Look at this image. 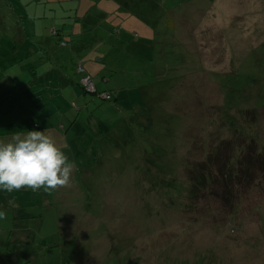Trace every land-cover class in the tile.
<instances>
[{
  "label": "rangeland",
  "instance_id": "1",
  "mask_svg": "<svg viewBox=\"0 0 264 264\" xmlns=\"http://www.w3.org/2000/svg\"><path fill=\"white\" fill-rule=\"evenodd\" d=\"M55 2L22 18L24 2L4 1L2 41L14 49L23 38L26 48L32 36L17 28L39 29L35 61L45 62L38 73L27 63L19 113H46L58 135L33 130L46 131L76 170L70 187L50 193L0 191V264H64L63 249L73 253L66 264H264V0H136L131 13L152 28L144 33L118 19L130 15L125 6L109 11L108 33L75 15L65 21V3ZM56 24L63 39L75 36L81 55H71L112 100L86 93L71 63L50 60L59 54L49 48ZM56 67L67 82L50 74ZM207 163L217 183L196 185L207 189L196 195L185 173Z\"/></svg>",
  "mask_w": 264,
  "mask_h": 264
},
{
  "label": "crops",
  "instance_id": "2",
  "mask_svg": "<svg viewBox=\"0 0 264 264\" xmlns=\"http://www.w3.org/2000/svg\"><path fill=\"white\" fill-rule=\"evenodd\" d=\"M4 1L6 2V0H0V5L1 4H5ZM20 2H24L22 3V7L21 8V12L16 13V15L21 14L22 18H30L32 13H31V7L34 8L33 11V15L37 16V15H42V14H48V11H52L53 9H56L54 7L51 6H55L58 5V2H55V0H41V2H39V0H19ZM63 3L60 9L61 11L58 12L60 13V17L64 18L65 21L66 19H71L72 15H75V18H77V21L81 22L82 25L87 24L88 27L87 28H92L93 30H98L103 27L107 30H105L106 32H111L109 29L110 27L112 28L113 26L110 24V20H111V15L110 12H114V10L116 11V13L119 12V5L125 6V10H129L131 11L132 9V3L131 0H120V4L115 3L113 0H100L99 2H89L91 0H87L86 5L84 4L85 0H61ZM139 1V0H138ZM231 0H215V3H219V2H229ZM128 5H127V4ZM51 7V8H49ZM106 8V9H105ZM98 9L99 12H97V14L99 13V17L97 16V14L95 15L94 12L95 10ZM135 9V7H134ZM110 11V12H109ZM236 11V10H234ZM85 13L86 16H88L87 18H85L82 13ZM241 11H238V13H240ZM254 10L252 11L251 14H249L250 16L253 15ZM54 14L55 16H57V14ZM101 13V14H100ZM128 13H130L128 11ZM53 15V16H54ZM124 15V17L122 16H118V19H123L124 20H129V22H131L132 24H135V27L140 30L141 32H146V31H151V28L148 27L146 29L145 26H143L142 24L144 23L143 21H146L145 19L142 18V20L140 18H136V19H132L131 16H127L126 13L121 14ZM162 15V14H161ZM160 15V16H161ZM159 16V14H158ZM3 17L4 14L0 15V141L5 142L6 140L9 142L11 140V137L16 134L17 132H22V133H26L27 131H32L34 128L37 129H48V130H52V134L53 135H58L59 133V129H57V127L55 125H52V123H49V121L46 118V113L42 112H37V114H34L32 116H30V113L27 111L25 114L22 115V117H16V112L14 110V106H13V102L12 100L14 98H12V94L8 93V89L10 88L11 84L14 82L16 85H18L17 87V92L20 95V98H22V96L27 95V93H25V91L22 88V84H26L28 78L27 75L25 73H23L22 71L17 72L14 69H12L10 67V65H14L16 63H18L21 59H24L26 55H29V52L31 53V55H33L32 59L28 60V64H31L33 62V66L36 69V71L34 73H38L39 71H37V69L39 68L40 63L42 65H44L43 59L40 61V63H36V57L40 56V50L38 45L36 44L37 42L40 41L39 37H34V35L38 36L40 34V31H38L39 29L37 28H33V27H28L25 26L24 28L19 27L17 28V32H19L17 35L18 36H32L31 37V42L29 41L26 45V48L24 46V39L20 38V43L19 45L14 48L11 49L8 44L7 41H4L6 44H3L2 39L3 38H7L8 36V32L7 30H9L8 26H6L3 22ZM102 18H105V22L102 21ZM76 21V22H77ZM87 21H89V23H87ZM125 22V21H124ZM123 22V24H124ZM143 22V23H142ZM55 27L56 30H58V34H53V31L50 34L49 37V48L55 52V51H59L57 54L53 57H50L51 61H55V59H57L58 61H60L61 63H71L73 66L76 67L77 73H80V71H78V67H79V62L82 61V59L80 58L79 61L76 60L72 55H71V51H75L77 53L76 58L80 57L81 53L79 52V45L76 44V39H74V37L71 39L70 41L68 39H63L61 37V32L65 31L64 28L61 26H59L58 24H56ZM60 27V28H59ZM48 28V26L46 25L45 27H43V29ZM114 28H116L115 32H117V34H120L122 32L119 31L118 26H114ZM54 28H52L53 30ZM43 31H47L43 30ZM49 34V31H47ZM56 36V38H55ZM55 40V41H54ZM62 41H66V45L62 44ZM105 41V40H103ZM61 42V43H60ZM57 43V44H56ZM71 45L70 48H68ZM96 46V45H95ZM90 49L91 45L88 46ZM87 49V50H88ZM66 50V51H65ZM22 52V53H21ZM29 55V56H31ZM11 62V64L7 65V61ZM31 60V61H30ZM30 62V63H29ZM84 62V61H83ZM27 65L26 61H23L22 64ZM28 68V67H26ZM50 74H54L55 77H61L65 82H67V77L65 76V73H61L60 68L56 69H49ZM27 73V71H26ZM17 76V77H16ZM65 76V77H64ZM37 79V78H36ZM60 80V79H59ZM21 86V88H20ZM61 86V84H60ZM74 88V87H73ZM10 92V91H9ZM18 109V108H17ZM19 120H16V119ZM17 122V126L15 127L14 124ZM33 122V125H32ZM62 125L64 126L63 122ZM51 128H56V129H51ZM65 128V127H64ZM66 129V128H65ZM47 130V131H48ZM56 131V132H55ZM62 137V136H61ZM60 138V136H58V139ZM63 140V138H62ZM7 143V142H5ZM17 196H18V192H17ZM19 197V196H18ZM1 204H3L1 202ZM30 203L28 202H23L20 200H16V207L23 206L26 207L28 206Z\"/></svg>",
  "mask_w": 264,
  "mask_h": 264
},
{
  "label": "clouds",
  "instance_id": "3",
  "mask_svg": "<svg viewBox=\"0 0 264 264\" xmlns=\"http://www.w3.org/2000/svg\"><path fill=\"white\" fill-rule=\"evenodd\" d=\"M75 170V163L46 131L17 132L9 142L0 141V191L43 188L50 193L70 187ZM8 203L14 204V198ZM5 218L6 212L0 211V220Z\"/></svg>",
  "mask_w": 264,
  "mask_h": 264
},
{
  "label": "trees",
  "instance_id": "4",
  "mask_svg": "<svg viewBox=\"0 0 264 264\" xmlns=\"http://www.w3.org/2000/svg\"><path fill=\"white\" fill-rule=\"evenodd\" d=\"M136 0H131V2L130 3H134ZM127 4V3H126ZM128 5V4H127ZM135 10H138V7H135ZM130 13V16H131V18L132 19H136V18H138V16L139 15H141L142 13L138 10V12H140L141 14H139V13H131V11H130V9L128 10ZM135 14H136V16H135ZM127 15V14H126ZM127 16H129V15H127ZM143 16V15H142ZM162 16V15H161ZM123 17V16H122ZM122 17H121V19H122ZM125 18V17H124ZM123 18V19H124ZM125 21V20H124ZM123 21V22H124ZM171 23H174L175 22V19H171V21H170ZM151 24L154 26L155 25V22H151ZM150 27V26H149ZM151 28V27H150ZM119 29V31L121 30V28H118ZM152 29V28H151ZM53 34H58V30H56L55 29V27H54V29H53ZM176 40H178L179 41V36L178 35H176ZM61 43V42H60ZM66 41H62V44L63 45H66ZM168 44V43H167ZM174 45H175V43H174ZM145 46V45H144ZM26 57H31V56H29V55H25ZM24 61V59H21L18 63H16V64H12L11 65V68H13L15 71H17V72H23V73H25L26 75H27V73H26V71L28 72V68H26L27 67V65H25V63H24V65L22 64V62ZM31 61V60H30ZM26 63H28V61H26ZM30 63V62H29ZM11 64V63H10ZM78 71H80V73H81V76H82V79L80 80V82L78 83V85L80 86V87H82V88H84V91L86 92V93H93V94H96L99 98H101V99H106V100H112L113 98H112V96H113V94L110 92V90H108V89H103V91H101V90H99V87H97V82H96V79L94 78V76L92 75V74H90L89 73V70H88V68H87V66H86V64H84V62H83V60L81 61V62H79V67H78ZM17 77V76H16ZM87 78H91L92 80H93V85H94V89H92V90H89L87 87H86V85H85V80L87 79ZM32 80V79H31ZM22 86V88L25 86V85H21ZM21 86H20V88H21ZM29 86V85H28ZM17 87H18V85H16L14 82L11 84V86H10V88L7 90L8 91V93H16V98H15V102L12 100V102H13V106H14V110H15V112H16V117L18 118V117H22V115L23 114H25L27 111L28 112H30L29 110H28V107H27V109H26V112L24 113V111L22 110V113L20 114L19 112H21L19 109H17L18 108V105L21 103V101H22V99L24 98V96H22V98H20V95H19V93L16 91L17 90ZM10 91V92H9ZM25 93H26V91H25ZM30 101H32V100H30V99H27L25 102H30ZM16 119V118H15ZM16 120H19V119H16ZM214 158L217 160V158L216 157H213V156H211L210 157V161H212V162H214ZM186 165H188V164H186ZM206 165H208V166H210V168H209V170H208V168L206 169V166L204 167V168H201V172L199 173V174H196V175H194L195 173H197V172H193L192 171V175H190V174H187V173H185V176L187 177V178H189L188 179V183H189V191L191 192H193V189H195L194 190V194H196V195H199V194H204V195H206V193H207V189L205 190V192H202L203 190H201V192L200 191H197L198 189H196L195 187H197L196 185H199V184H203V185H205V183H212L213 182V180H214V182H216L215 180H216V175H215V172L213 171V168H211V164H209V163H207ZM246 169H247V167H246ZM191 170H193V168H191ZM198 171H199V169H198ZM217 183V182H216ZM227 185H228V182H227ZM222 197V196H221ZM225 197V196H224ZM10 198L11 197H9V198H1V202L3 203V204H1V205H3V206H7L9 203H8V201L10 200ZM23 214V213H22ZM53 246H55V247H57V245H53ZM53 246H52V252L53 253H56V256H58L59 255V253H58V250H57V248H53ZM65 250L63 249L60 253H62V258L64 259V264H66L65 263V260H66V258L67 257H69V258H71V256H73V253H66V254H64L63 252H64ZM31 255V254H30ZM29 259H31V258H29ZM21 262H16V260H14L13 261V263H9V264H20Z\"/></svg>",
  "mask_w": 264,
  "mask_h": 264
},
{
  "label": "built area",
  "instance_id": "5",
  "mask_svg": "<svg viewBox=\"0 0 264 264\" xmlns=\"http://www.w3.org/2000/svg\"><path fill=\"white\" fill-rule=\"evenodd\" d=\"M84 83L89 90H92L95 88L93 85V80L91 78H87Z\"/></svg>",
  "mask_w": 264,
  "mask_h": 264
}]
</instances>
